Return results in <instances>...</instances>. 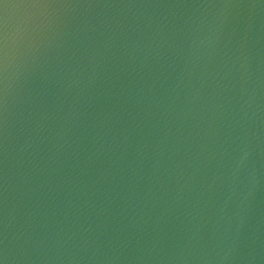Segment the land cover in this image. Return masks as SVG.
<instances>
[{
  "label": "water",
  "instance_id": "95a60500",
  "mask_svg": "<svg viewBox=\"0 0 264 264\" xmlns=\"http://www.w3.org/2000/svg\"><path fill=\"white\" fill-rule=\"evenodd\" d=\"M8 9V264H264V0Z\"/></svg>",
  "mask_w": 264,
  "mask_h": 264
},
{
  "label": "snow or ice",
  "instance_id": "6c2138e0",
  "mask_svg": "<svg viewBox=\"0 0 264 264\" xmlns=\"http://www.w3.org/2000/svg\"><path fill=\"white\" fill-rule=\"evenodd\" d=\"M51 6L50 0H0V264H8L6 253V159H7V115H6V69L8 40V9H31Z\"/></svg>",
  "mask_w": 264,
  "mask_h": 264
}]
</instances>
